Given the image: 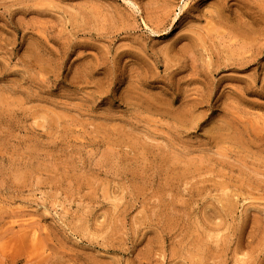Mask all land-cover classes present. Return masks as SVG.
Wrapping results in <instances>:
<instances>
[{"label":"rangeland","instance_id":"374dc122","mask_svg":"<svg viewBox=\"0 0 264 264\" xmlns=\"http://www.w3.org/2000/svg\"><path fill=\"white\" fill-rule=\"evenodd\" d=\"M0 264H264V0H0Z\"/></svg>","mask_w":264,"mask_h":264}]
</instances>
